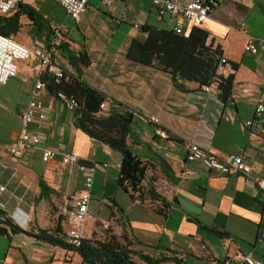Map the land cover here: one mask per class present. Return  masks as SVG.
Segmentation results:
<instances>
[{"label": "crops", "instance_id": "crops-1", "mask_svg": "<svg viewBox=\"0 0 264 264\" xmlns=\"http://www.w3.org/2000/svg\"><path fill=\"white\" fill-rule=\"evenodd\" d=\"M212 1L213 9L199 28L208 34L207 42L219 45L234 66L226 100L214 91H202L192 81H184L186 89L181 90L170 73L126 56L132 39L146 37L145 27L170 29L167 18L156 19L150 0H111L109 6L88 0L77 21L66 16L58 23L65 31L59 40L62 48L56 47L54 52L56 62L67 74L102 93L106 111L130 116L126 144L146 165L142 200L131 199L117 185L120 153L79 129L76 112L67 110L47 90L40 95L45 118L40 126L30 124L39 134V143L19 156L9 154L7 146L20 128L19 112L41 75L33 57L17 61L15 76L0 84V207L22 230L8 228L7 234H0V264H83L77 253L26 233L56 224L66 231V211L82 187V173L77 165L64 164L62 154L107 164L93 175L84 237L92 233L101 237L103 229L110 228L134 250L157 255L173 249L187 264H217L226 256L249 252L264 261L260 191L240 175L223 176L197 161L185 160L182 143L188 139L222 157L243 155L253 167L251 175L264 178V139L242 126L252 117L255 97L264 88V47H258L256 53L244 49L247 35L264 38V0ZM23 3L37 9L33 0ZM24 19H20V31L24 23L32 31L33 26ZM242 24L247 35L239 31ZM189 30L187 26L186 33ZM20 31L13 37L32 47L47 44L51 37L50 31L31 33L30 38ZM81 50L89 64H77V72L66 55ZM150 116L158 119L166 138L155 133ZM45 148L56 151L46 162L41 158ZM149 188L169 203L166 215L159 212V200L149 197Z\"/></svg>", "mask_w": 264, "mask_h": 264}, {"label": "trees", "instance_id": "trees-1", "mask_svg": "<svg viewBox=\"0 0 264 264\" xmlns=\"http://www.w3.org/2000/svg\"><path fill=\"white\" fill-rule=\"evenodd\" d=\"M21 17L26 18L38 32L50 31L49 22L37 9L20 3L12 13L0 15V34L14 36L18 33L22 26ZM144 31L146 37L143 40L132 39L130 41L126 51L129 59L170 73L173 84L181 90L186 89L183 85L184 81L195 82L201 87L209 84L213 79H218V96L222 100L229 98L233 75L229 74L223 78L217 74V64L222 51L219 45L207 42L206 32L194 26L184 34H177L172 29L157 27H145ZM58 44L56 47L61 49L62 44ZM66 56L77 72H79L77 64L81 66L89 64V58L83 50L78 53L67 51ZM42 78L48 80L47 91L50 94L61 90L67 95L76 97L78 102L75 110L76 126L93 140L102 142L120 153L117 185L127 192L131 199L142 200L144 190L142 180L146 165L131 152L126 144L130 123L129 114L115 111L99 113V105L105 100V96L65 71L64 76L58 82L44 75ZM44 189L41 182L40 191L44 192ZM146 192L151 199L159 200V212L166 215L169 203L165 198L156 193L153 188L147 189ZM8 228L11 231L22 230L13 224L0 207V234H7ZM26 233L43 242L77 253L83 264H162L165 262L187 264L180 253L173 249H167L157 255L134 250L128 242H121L110 228L103 229L101 237H96L95 233L88 238L83 236L77 246L64 239L65 234L60 224L54 225L51 229L36 228V231L30 230Z\"/></svg>", "mask_w": 264, "mask_h": 264}, {"label": "built area", "instance_id": "built-area-1", "mask_svg": "<svg viewBox=\"0 0 264 264\" xmlns=\"http://www.w3.org/2000/svg\"><path fill=\"white\" fill-rule=\"evenodd\" d=\"M24 1L0 0V15L7 14ZM53 1L60 4L65 10L66 15L75 21L79 19L80 13L88 4V0ZM100 1L106 6L111 4V0ZM150 3L155 11L156 19L163 21L164 18H167L171 23L170 29L177 34L186 33L187 26L190 28L193 26L199 27L209 17L214 6L212 0H150ZM134 26L137 25L134 24ZM49 30L51 37L48 43H38L30 49L17 41L13 36L0 34V84H5L10 77L15 76L18 71V60H28L33 57L37 61V68L41 73L31 88L30 100L19 112L20 128L18 135L7 146V151L12 156H19L23 150L37 145L40 141L39 134L30 128V124L36 122L37 126H40L41 121L45 118V106L40 95L41 92L47 90L48 80H44L42 76L52 78L56 82L64 76V70L56 62L54 52L65 31V26L49 22ZM239 31L246 34L245 24L240 26ZM247 36V41L244 44L245 50L256 53L258 47H264V38ZM232 70L233 66L231 62L224 55H221L217 64V74L226 78ZM218 82V79H213L209 84L202 85L201 90L204 92L214 91L216 94H219ZM242 90L246 92L248 88L245 87ZM51 96L59 100L69 111H75L78 107L76 97L67 95L61 90L51 93ZM99 108V113L107 110L105 101L100 103ZM263 115L264 88L260 89L255 97L252 117L242 122L244 128L253 129L264 139ZM149 120L156 125L155 133L161 138H166L167 133L159 126L158 119L155 116H150ZM182 145L187 162L197 161L206 169L213 170L223 176L240 175L244 177L260 191L261 200L264 205V178L251 175L253 167L246 161L243 155L236 154L222 157L188 139L184 140ZM55 154V150L45 148L41 158L46 162L53 158ZM61 159L64 164L77 165L79 171L82 173V187L73 200L71 207L66 211L67 227L64 232V239L68 243L77 246L84 235V225L88 214L94 172L101 166L106 167L107 164L87 163L74 154H62ZM202 247L205 246L202 245ZM220 264H264V261L249 252L236 257L226 256L220 261Z\"/></svg>", "mask_w": 264, "mask_h": 264}, {"label": "rangeland", "instance_id": "rangeland-1", "mask_svg": "<svg viewBox=\"0 0 264 264\" xmlns=\"http://www.w3.org/2000/svg\"><path fill=\"white\" fill-rule=\"evenodd\" d=\"M33 1L35 3V6L37 7L38 11H40L41 14H44L47 17H49V19L54 20L53 22L56 21L55 23L58 24L61 21L67 19V17H66L67 15L63 11L62 7H60V5H58L57 3H54V1H52V0H33ZM11 12H8L7 14H9ZM25 20L26 19H24L23 21L26 22ZM161 26L166 27L167 25L162 23ZM27 28H28V25L26 23H24V27L20 31L21 33H24L26 37L30 38L31 33H34L35 35L38 34V30L33 29L32 31H30V30H26ZM41 36H43V35L41 34ZM37 39L39 40L40 38L38 37ZM44 40H46V39H43V41ZM21 43L24 44L23 42H21ZM43 43H45V42H43ZM24 45L27 46L29 49L32 48L31 45H26V44H24ZM94 207H95L94 201H92L91 202V208H94ZM162 264H172V263L171 262H165Z\"/></svg>", "mask_w": 264, "mask_h": 264}]
</instances>
